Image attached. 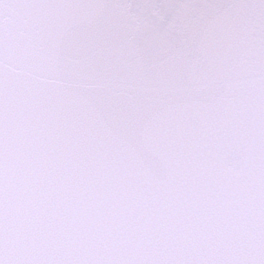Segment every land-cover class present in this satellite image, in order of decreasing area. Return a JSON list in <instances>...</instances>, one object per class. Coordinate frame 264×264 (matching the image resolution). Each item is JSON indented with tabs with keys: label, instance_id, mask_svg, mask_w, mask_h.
<instances>
[{
	"label": "snow or ice",
	"instance_id": "1",
	"mask_svg": "<svg viewBox=\"0 0 264 264\" xmlns=\"http://www.w3.org/2000/svg\"><path fill=\"white\" fill-rule=\"evenodd\" d=\"M0 264H264V0H0Z\"/></svg>",
	"mask_w": 264,
	"mask_h": 264
}]
</instances>
